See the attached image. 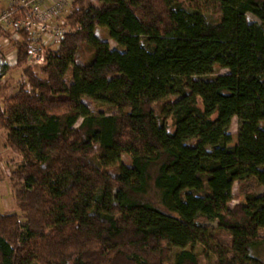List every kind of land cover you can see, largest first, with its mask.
<instances>
[{
	"label": "trees",
	"instance_id": "16d2710c",
	"mask_svg": "<svg viewBox=\"0 0 264 264\" xmlns=\"http://www.w3.org/2000/svg\"><path fill=\"white\" fill-rule=\"evenodd\" d=\"M99 1L72 0L41 75L26 35L13 42L0 264H200L195 245L211 264H264V195L228 206L235 182L264 186V0Z\"/></svg>",
	"mask_w": 264,
	"mask_h": 264
},
{
	"label": "rangeland",
	"instance_id": "374dc122",
	"mask_svg": "<svg viewBox=\"0 0 264 264\" xmlns=\"http://www.w3.org/2000/svg\"><path fill=\"white\" fill-rule=\"evenodd\" d=\"M72 0H69V4H71ZM85 4H92L94 6H101L102 2L99 0H84ZM7 7V4L5 3V0H0V10H4ZM70 8L66 11V13H62L61 16H59V19L62 20L65 15L69 12ZM208 15V14H207ZM247 16L249 19L257 21V18L253 16L251 13H248ZM95 33L103 40H106L110 46V48L116 47V44L113 40L109 38L108 30L106 28H98L95 30ZM9 35V34H8ZM1 42V41H0ZM1 46V45H0ZM2 47V54L4 57V62L8 65V69H3L2 63H0V84H5L7 86L4 94L7 96L8 94H11L14 92L18 84H20V80L23 78L22 76V69L13 66L14 64V47L11 44L10 41L8 43H3ZM55 48V45L52 46ZM88 53V52H87ZM85 55L84 58H87L90 55V52L88 55ZM28 66V65H27ZM43 64L35 65L34 67L29 66L32 71H34L36 74L41 75V69L43 68ZM216 71L219 73H226V69H220L216 68ZM71 79V73L70 71L66 75V81L69 85L71 82L69 81ZM175 98V97H172ZM94 110H98L100 108L105 109V106H101L97 103L92 104ZM116 110H113L112 112H115ZM80 119L77 121L75 126L79 123ZM237 128H238V121L236 117H233L230 123L229 127V133L232 137V145L236 143V136H237ZM6 132L3 130H0V210L2 212H11L16 211L14 198H13V191L11 188L10 181L8 179L9 173H11L12 169L15 168L19 162H20V156L14 154L10 150L3 147V141L5 139ZM120 161H122L124 164H129V157L127 155H121ZM249 192L255 193V194H263L264 195V186L258 185L255 183H249L248 188H244L242 184L235 182L232 187V194L233 199L229 202V207H233L236 204H244L245 203V195ZM210 226H215V223H207ZM260 233H263L261 231ZM224 240L227 242L228 237L222 236ZM177 249L173 248L172 252H176ZM194 251L196 252L198 256V260L200 264H211L213 261V257H210L208 254V251L204 249L200 245H195ZM257 253L260 255L264 262V244L260 245L257 249ZM173 257L171 258V261L169 264H172Z\"/></svg>",
	"mask_w": 264,
	"mask_h": 264
},
{
	"label": "built area",
	"instance_id": "2783aa9c",
	"mask_svg": "<svg viewBox=\"0 0 264 264\" xmlns=\"http://www.w3.org/2000/svg\"><path fill=\"white\" fill-rule=\"evenodd\" d=\"M68 2L69 0H5L7 7L0 10V45L10 41L15 51L13 42L22 41L25 34L30 44L27 65H44L48 50L57 46L66 31L65 17L60 20L59 16L71 8Z\"/></svg>",
	"mask_w": 264,
	"mask_h": 264
}]
</instances>
